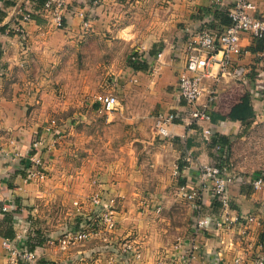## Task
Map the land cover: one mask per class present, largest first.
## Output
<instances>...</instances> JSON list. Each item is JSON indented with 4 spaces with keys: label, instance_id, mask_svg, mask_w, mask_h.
I'll return each mask as SVG.
<instances>
[{
    "label": "crops",
    "instance_id": "obj_1",
    "mask_svg": "<svg viewBox=\"0 0 264 264\" xmlns=\"http://www.w3.org/2000/svg\"><path fill=\"white\" fill-rule=\"evenodd\" d=\"M39 1L0 0V237L16 239L21 244L28 231L47 234L51 241L41 243L35 250L42 264L73 259L81 253L95 258L101 245L98 239L85 241L66 251L60 250L57 239L78 218L73 214V202L80 201L85 212L87 198L98 192L114 200L118 224L113 235L138 243L144 264H154L159 258H165L171 264H234L235 257L242 259L240 264L251 262L262 251L259 242L264 237V192L252 190L245 182L229 187V213L240 222L249 215L253 216V221L228 230L209 228L202 231L196 236L198 248L192 259L184 263L178 257L179 253L174 254L173 245L178 239L187 248L193 235L192 210L185 200L186 215L178 224L173 209L167 212L157 204L149 207L144 196L132 200L128 188L121 186V178L112 182L95 177L100 181L94 183L90 180L83 186L78 183V176L72 178L69 175L70 178L61 180L71 168L66 161L72 152L66 145L77 136L71 137L74 132L67 126V115L65 118L57 115L54 107L59 102L58 107L74 106L78 110L82 101L56 96L57 83L71 73L74 66L71 63L75 59L87 55L95 62L97 40L105 36L108 44H115L118 40L130 45L135 51L133 54L144 56L143 61L132 62L136 67L130 65L127 69L126 87L130 92L136 91L137 95L132 102L138 112L142 113L145 108L149 114L152 136L175 145L178 143L183 149L179 168L182 183L178 188L198 186L200 165L213 160L211 144L202 135L207 123L194 126L189 132L185 124L175 123L170 126L175 135L164 139L156 137L151 128L158 114L176 112L183 115L185 108L176 92V84L189 51L187 39L202 21L213 19V26L222 30L229 22L226 12L215 11L210 0H68L71 7L83 10L89 18V30L82 31L81 18L69 13H65L64 28H56L49 18L35 14L29 20H22L17 9L33 11ZM231 1L226 0L227 6ZM251 1L256 5L255 15L264 18V0ZM125 37L127 39H121ZM240 46L242 54L236 63L243 68L242 79L224 78L214 82L206 78L204 85L216 90L210 129L229 146L233 162L247 179L259 171L247 173L249 169L238 167L234 161L232 144L236 145L242 139L239 137L234 143V135L242 124L239 119L221 118L223 112L216 104L220 90L238 89L250 94L257 117L264 116V41H257L243 32ZM104 92L117 98L114 92ZM206 98L204 93L199 105ZM110 114L104 113L105 121L110 120ZM55 120L58 124L53 126ZM38 138L42 143L35 150L32 142ZM36 154L44 158L46 178L41 183L29 176L31 166L33 168L31 158ZM103 168L98 177L105 175L106 168ZM39 190L47 198L62 195L70 203V217L62 224H42L38 228L34 204ZM130 203L135 206H125ZM200 206L204 216L219 211L209 189L202 192ZM8 261L7 252L0 245V264H9Z\"/></svg>",
    "mask_w": 264,
    "mask_h": 264
},
{
    "label": "built area",
    "instance_id": "obj_2",
    "mask_svg": "<svg viewBox=\"0 0 264 264\" xmlns=\"http://www.w3.org/2000/svg\"><path fill=\"white\" fill-rule=\"evenodd\" d=\"M215 11H225L229 20L222 29L213 26L214 20L202 21L200 26L190 34L187 39L186 62L184 69L179 74L176 92L184 104L183 115L176 112L158 114L152 125V132L159 138H170L174 132L170 126L175 123L185 124L189 132L194 126L207 123L202 129V135L207 143L211 144L213 160L210 163L200 165L197 173L198 186L188 188L180 186L179 195L191 207L190 217L192 237L188 240L187 248L181 240H176L173 252L179 253L178 257L186 263L193 257V252L198 248L196 236L204 230L221 229L228 230L234 226L242 227L247 222L253 221L249 215L240 222L236 216H231L229 187L233 184L247 183L252 190L264 192V171L245 178L233 162L229 146L220 141L218 136L211 131L212 108L216 100L215 88H207L204 85L206 78L214 82L220 79H242L243 68L236 62L242 54L240 46V34L247 32L255 40L264 38V18L256 16V5L251 0H232L227 6L226 0H210ZM22 20H29L32 15L49 18L56 28H64L65 13L77 15L81 18L82 31H88L89 18L83 10H77L69 5L68 0H42L33 11L17 9ZM17 31L21 28L15 26ZM217 56H220L217 58ZM160 53L157 54L159 59ZM144 56L132 54L131 62H140ZM206 94V101L199 105L200 98ZM117 98L109 92H101L95 96V105L101 113H109L115 109ZM42 143L40 138L34 139L32 148L39 149ZM46 150H49L46 149ZM48 152V151H47ZM30 177L44 178V158L33 155L31 158ZM209 189L214 200L218 203L219 211L212 216H204L201 213L200 202L202 192ZM85 212L82 211L80 201L73 202L75 221L70 227H66L59 235L57 241L61 251H66L72 246L82 244L85 241L98 239L101 242L97 256L81 253L73 259H65L55 264H144L142 251L138 243L129 239H118L113 235L117 228L115 218L114 200L100 193H94L86 200ZM5 209V208H3ZM19 238V236L17 237ZM47 234L28 231L23 243L16 239L0 237V245L7 252L9 264H42L39 262L35 250L43 242H50ZM261 253L255 256L251 262L245 264H264V237L259 242ZM242 259L235 257L234 264H240ZM154 264H171L165 258L157 259ZM220 264V263H218Z\"/></svg>",
    "mask_w": 264,
    "mask_h": 264
},
{
    "label": "rangeland",
    "instance_id": "obj_3",
    "mask_svg": "<svg viewBox=\"0 0 264 264\" xmlns=\"http://www.w3.org/2000/svg\"><path fill=\"white\" fill-rule=\"evenodd\" d=\"M106 40L105 36L97 40L95 62L87 55L75 59L71 63L74 64L71 73L57 83L59 88L55 92L56 96L82 101L78 110L74 106L58 107L59 102L54 107L57 115H63L64 118L67 115V126L74 132L71 137L77 136L66 145L72 152L65 160L71 168L61 180L65 181L69 175L72 178L78 176V183L81 182L83 186L90 180L94 183L100 179L113 182L121 178V186L128 188L132 200L144 196L145 204L149 207L157 204L162 205L167 212L173 209L174 220L179 224L186 215L185 201L178 190L182 183L179 168L183 149L178 143L175 145L152 136L149 114L145 108L142 113L137 111L132 102V99L137 98L136 91L130 92L126 87L127 69L135 51L130 45L121 44L118 40L115 44H108ZM93 64L95 68L92 69ZM104 91L117 95V104L109 121H105L104 113L99 112L95 105V96ZM217 102V109L223 112L221 118L239 119L242 124L234 135V143L239 137L242 139L238 144H232L234 161H237L238 167L249 169L247 173L264 171V116L257 117L250 94L238 89H224L220 90ZM57 124L55 120L53 126ZM102 166L106 168L105 175L98 177ZM31 178L41 183L46 176ZM36 196L35 225L38 228L42 224H62L70 217V203L62 195L47 198L39 190ZM133 205L130 203L125 206L132 208Z\"/></svg>",
    "mask_w": 264,
    "mask_h": 264
},
{
    "label": "trees",
    "instance_id": "obj_4",
    "mask_svg": "<svg viewBox=\"0 0 264 264\" xmlns=\"http://www.w3.org/2000/svg\"><path fill=\"white\" fill-rule=\"evenodd\" d=\"M41 1H42V0H40V2H41ZM257 41H264V38L261 39V40H257ZM130 63H132V62H130ZM135 64H136V63H132L131 65H133V67H136ZM219 140H220V139H219ZM220 141H222V140H220ZM222 142H223V141H222ZM262 238H263V237H262Z\"/></svg>",
    "mask_w": 264,
    "mask_h": 264
}]
</instances>
